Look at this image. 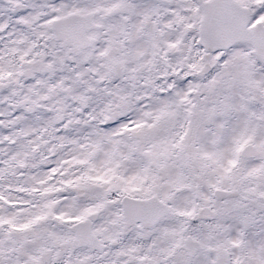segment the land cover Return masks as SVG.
I'll return each instance as SVG.
<instances>
[{
    "label": "snow or ice",
    "instance_id": "snow-or-ice-1",
    "mask_svg": "<svg viewBox=\"0 0 264 264\" xmlns=\"http://www.w3.org/2000/svg\"><path fill=\"white\" fill-rule=\"evenodd\" d=\"M0 264H264V0H0Z\"/></svg>",
    "mask_w": 264,
    "mask_h": 264
}]
</instances>
